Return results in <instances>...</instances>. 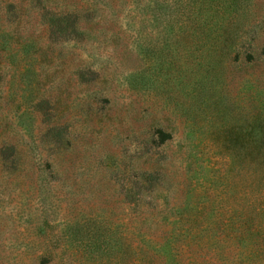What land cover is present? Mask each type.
Instances as JSON below:
<instances>
[{
  "label": "rangeland",
  "instance_id": "rangeland-1",
  "mask_svg": "<svg viewBox=\"0 0 264 264\" xmlns=\"http://www.w3.org/2000/svg\"><path fill=\"white\" fill-rule=\"evenodd\" d=\"M83 4L96 28L61 46L110 79L76 88L63 104L57 132L71 137L77 166L68 156L55 173L54 143L31 134L46 122H32L22 99L12 103V84L1 86L0 264H127V220L147 213L164 228L157 246L145 245L158 259L142 264H264V167L246 166L223 141L225 132H255L240 101L261 97L225 86L226 59L210 50L221 34L236 52L241 27L262 18V0H59V14ZM118 41L127 52L114 50ZM143 123L171 139L150 149L166 176L142 212L125 189L145 144L128 126ZM99 150L106 155L95 158ZM100 166L106 178L92 177Z\"/></svg>",
  "mask_w": 264,
  "mask_h": 264
},
{
  "label": "trees",
  "instance_id": "trees-1",
  "mask_svg": "<svg viewBox=\"0 0 264 264\" xmlns=\"http://www.w3.org/2000/svg\"><path fill=\"white\" fill-rule=\"evenodd\" d=\"M262 4L264 5V0ZM256 13L258 17L261 16L259 11ZM262 13L260 20L252 19L253 25H249L248 29L241 27L234 48L236 52H228L227 39L221 34L211 41L210 50L219 51L226 59L222 74L225 86L238 87V94L247 91L249 93L257 91L260 94L262 102H257L252 97L245 103L240 101L242 106L248 107L250 111L251 128L255 132L244 134L242 129L235 133L225 132L223 141L228 147L227 150L231 149L235 156L238 153L243 154L246 166L258 163L264 167V124L257 123L264 122V10ZM96 26L90 7L84 4L75 8L73 12L60 15L59 0H0V95L4 91L1 86L10 88L12 84L10 88L11 90L13 88L12 103L22 99L32 122H46L43 134H39L41 130L39 132L32 130L31 134L34 139L38 138L41 142L49 137L54 143L53 148L56 152H53L49 166L56 174H59L63 158L68 156H71V167L77 166V152L71 143V137L67 135L60 137V132L59 134L57 132L63 127L61 124L63 104H67L69 96L76 88L91 91L96 84L98 85V79H110L102 76L98 69L92 70L85 66L76 58L74 52L65 53L61 45L73 43L77 46L82 40L83 33L90 34ZM113 48L115 51L127 52V46L119 41ZM129 49L134 58H137L138 52ZM113 65L116 66V60ZM130 71L135 74L138 68ZM24 77L26 81L22 80ZM100 90L106 92L107 88ZM62 94H65V97ZM0 109H5L2 98ZM151 125L143 123L141 126L134 124L128 126L132 133L139 134L140 131L139 136L145 144L140 147V154L129 162L130 167L126 172L128 178L133 179L127 183L125 196L128 202L136 191L135 208H142V212L147 210V200L145 202L143 199L147 197L151 200L157 191L155 187L158 184L157 179L166 176V169L162 166L164 162H161L159 156H155L150 149L157 148L171 139L165 130L161 128L154 130ZM97 153L95 158L106 155L103 150ZM30 159V167H33V159ZM104 171L102 166L93 169L92 177L97 178L98 175L99 178H106ZM128 205L131 206L130 202ZM127 221L130 226L123 238L127 249V264L157 260L154 253L145 254L149 252L145 245L157 246V238L161 236L164 227L161 226L158 230L150 213L128 218Z\"/></svg>",
  "mask_w": 264,
  "mask_h": 264
}]
</instances>
